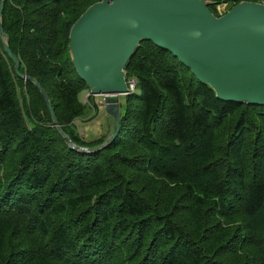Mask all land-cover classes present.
I'll use <instances>...</instances> for the list:
<instances>
[{
  "label": "trees",
  "instance_id": "1",
  "mask_svg": "<svg viewBox=\"0 0 264 264\" xmlns=\"http://www.w3.org/2000/svg\"><path fill=\"white\" fill-rule=\"evenodd\" d=\"M96 1L3 0L0 264H264V106L216 98L141 41L125 66L135 88L119 102L117 136L98 148L105 138L79 135L88 88L69 31ZM210 1L218 16L243 0ZM3 42L88 151L70 148Z\"/></svg>",
  "mask_w": 264,
  "mask_h": 264
},
{
  "label": "water",
  "instance_id": "2",
  "mask_svg": "<svg viewBox=\"0 0 264 264\" xmlns=\"http://www.w3.org/2000/svg\"><path fill=\"white\" fill-rule=\"evenodd\" d=\"M210 0H99L90 4L69 31V55L88 94L104 96V110L113 119V140L119 129V96L131 91L125 66L141 41L169 51L222 101L264 106V3L243 0L216 16ZM3 0L0 1V12ZM3 33L0 25V34ZM16 75L40 90L53 125L62 132L50 101L38 81L19 72V60L3 42Z\"/></svg>",
  "mask_w": 264,
  "mask_h": 264
},
{
  "label": "rangeland",
  "instance_id": "3",
  "mask_svg": "<svg viewBox=\"0 0 264 264\" xmlns=\"http://www.w3.org/2000/svg\"><path fill=\"white\" fill-rule=\"evenodd\" d=\"M224 6L222 5L220 9H223ZM88 91H82L80 93V99L82 102L86 103V111L85 114L77 119H75V126H77V131L79 135L84 138L86 141L94 140L98 137H103L105 139L108 138L109 134L112 131L113 123L111 122L109 115L104 110V105L102 101V97L94 96V106L91 103V99L87 98ZM125 95L119 96V102L124 101ZM102 101V104H101ZM99 102V103H98ZM103 107V108H102ZM109 118V119H108ZM109 128V130H108ZM72 142V141H71ZM88 151V150H87Z\"/></svg>",
  "mask_w": 264,
  "mask_h": 264
},
{
  "label": "built area",
  "instance_id": "4",
  "mask_svg": "<svg viewBox=\"0 0 264 264\" xmlns=\"http://www.w3.org/2000/svg\"><path fill=\"white\" fill-rule=\"evenodd\" d=\"M127 82H128V87H129L130 91L132 92L135 88V81H134V79H129V80H127ZM87 95H88V93H87ZM98 96L102 97V101H103V105H104V100H103L104 96L103 95H98ZM102 101H101V104H102Z\"/></svg>",
  "mask_w": 264,
  "mask_h": 264
},
{
  "label": "crops",
  "instance_id": "5",
  "mask_svg": "<svg viewBox=\"0 0 264 264\" xmlns=\"http://www.w3.org/2000/svg\"><path fill=\"white\" fill-rule=\"evenodd\" d=\"M93 102H94V100H93ZM103 108V107H102ZM109 119V118H108ZM110 120H111V122L113 123V119H112V117L110 118ZM108 130H109V128H108ZM112 134V131H111V133L109 134V136ZM108 136V137H109Z\"/></svg>",
  "mask_w": 264,
  "mask_h": 264
},
{
  "label": "bare ground",
  "instance_id": "6",
  "mask_svg": "<svg viewBox=\"0 0 264 264\" xmlns=\"http://www.w3.org/2000/svg\"><path fill=\"white\" fill-rule=\"evenodd\" d=\"M235 160V159H234ZM13 166V165H12ZM35 171V170H34ZM58 173V172H57ZM39 174V173H38ZM52 183V182H51ZM84 223V222H83ZM110 249V248H109ZM45 254V253H44Z\"/></svg>",
  "mask_w": 264,
  "mask_h": 264
}]
</instances>
